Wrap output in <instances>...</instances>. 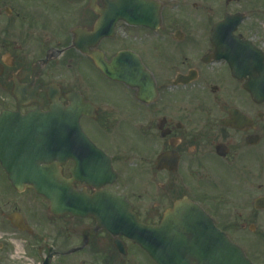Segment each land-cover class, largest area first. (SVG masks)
Returning <instances> with one entry per match:
<instances>
[{
	"label": "flooded vegetation",
	"instance_id": "1",
	"mask_svg": "<svg viewBox=\"0 0 264 264\" xmlns=\"http://www.w3.org/2000/svg\"><path fill=\"white\" fill-rule=\"evenodd\" d=\"M155 1L160 22L148 28L134 25L148 20L140 1L0 0V115L47 111L51 97L65 107L74 94L87 105L81 131L102 153L78 158L76 177L72 160L61 166L80 195L72 214L53 215L39 198L42 213L35 193L15 190L0 166V264H155L114 232L123 222L115 216L127 211L129 228L157 226L190 213L177 202L198 204L252 264H264V1L218 52L210 32L222 19L182 15L188 0ZM114 6L125 19L100 39L98 22ZM190 221H176V241L152 235L157 253L174 245L176 261L194 264L200 234Z\"/></svg>",
	"mask_w": 264,
	"mask_h": 264
},
{
	"label": "water",
	"instance_id": "2",
	"mask_svg": "<svg viewBox=\"0 0 264 264\" xmlns=\"http://www.w3.org/2000/svg\"><path fill=\"white\" fill-rule=\"evenodd\" d=\"M229 1L237 0H227ZM112 8L109 14L115 10ZM117 9L118 7L116 11ZM116 19L112 17L106 21L102 17L98 22V28L99 26L100 29L107 27L109 34ZM240 20V15H234L229 16L225 22L217 24L213 30L212 42L230 40L232 27L236 26ZM227 26L230 29H227ZM216 48L221 49L218 46ZM94 61L96 66L108 75L105 62L98 57H94ZM69 100L71 101L70 106L64 109L55 98H51L48 112L41 113L40 110H36L26 117H15L13 120L18 125L4 131L0 129V138H7L8 143L15 146L7 151L1 148V145L7 141L0 143V162L12 186L20 192L24 189H32L37 195L47 199L50 202V210L55 215L72 212V206H65L64 203L73 198L79 199L78 196H73L75 193L70 189V181L63 180L60 170L64 158L76 161L84 152L80 148V139L85 137L78 127L81 102L76 101L75 98H69ZM8 116L4 115L3 118L12 119ZM13 159L18 160L20 165L10 163ZM175 208L197 209L193 205L184 206L183 203H177ZM191 216L198 217L200 213ZM206 233V242L210 244L203 246L200 251L198 249V264H251L243 251L218 232L213 225L206 228ZM129 236L137 244H142L139 233ZM150 255L157 264H177L175 260H162L156 254Z\"/></svg>",
	"mask_w": 264,
	"mask_h": 264
},
{
	"label": "rangeland",
	"instance_id": "3",
	"mask_svg": "<svg viewBox=\"0 0 264 264\" xmlns=\"http://www.w3.org/2000/svg\"><path fill=\"white\" fill-rule=\"evenodd\" d=\"M189 3L187 5V9L182 11V15L191 16L193 18H208L210 21H216L217 18H221L225 13H244L249 19L245 21V26L253 24L252 16H253V5L254 3H258L264 0H239L238 3H230L229 5L224 4V0H188ZM199 4H195L196 8L193 7L192 3L199 2ZM263 5V3H261ZM198 6V7H197ZM203 7V8H201ZM205 7V8H204ZM36 208L44 213L45 206L41 202L39 198H35Z\"/></svg>",
	"mask_w": 264,
	"mask_h": 264
}]
</instances>
